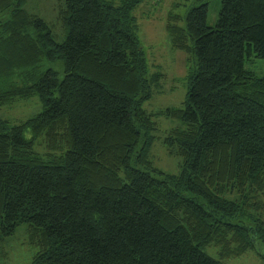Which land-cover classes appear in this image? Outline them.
Listing matches in <instances>:
<instances>
[{
    "label": "trees",
    "instance_id": "obj_1",
    "mask_svg": "<svg viewBox=\"0 0 264 264\" xmlns=\"http://www.w3.org/2000/svg\"><path fill=\"white\" fill-rule=\"evenodd\" d=\"M143 1L66 0L59 43L25 0H0V108L42 103L19 124L0 116V245L27 224L31 264L264 260V77L246 69L264 60V0H221L214 27L209 0L184 26L170 16L195 70L182 106L157 113L144 104L164 75L131 16ZM157 117L176 122L163 144L178 175L150 158Z\"/></svg>",
    "mask_w": 264,
    "mask_h": 264
},
{
    "label": "rangeland",
    "instance_id": "obj_2",
    "mask_svg": "<svg viewBox=\"0 0 264 264\" xmlns=\"http://www.w3.org/2000/svg\"><path fill=\"white\" fill-rule=\"evenodd\" d=\"M25 8L40 16L51 27L55 40L59 43L66 38V31L59 20L61 9L65 8L66 0H25ZM201 4L199 0H144L131 12L136 33L146 54L150 73L161 72L164 77L156 89L153 98L144 104L149 113H157L170 107H181L186 100L189 88V76L195 70L193 58L184 52L173 49L166 32L167 21L170 16L182 18L180 23L185 25L188 12ZM221 0H209L207 24L214 27L219 18ZM52 67L64 77L63 63L58 61ZM246 69L258 77H264V60L255 55L248 57ZM20 101V102H19ZM16 104L0 108V116L19 124L42 111V103L38 97L30 100H19ZM158 124L155 132L156 141L151 149V160L155 167L172 175L180 173V159L170 155L163 138L167 132L175 127L176 122L164 117H157ZM28 225L23 224L16 232L0 245V264H31L35 249L28 242ZM205 251L220 260L214 248ZM225 264H264V260L256 252L233 259L224 260Z\"/></svg>",
    "mask_w": 264,
    "mask_h": 264
}]
</instances>
